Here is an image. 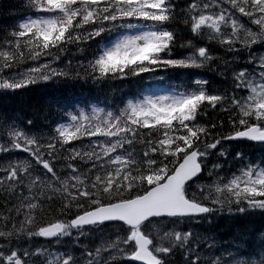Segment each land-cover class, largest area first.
Returning <instances> with one entry per match:
<instances>
[{
	"label": "snow or ice",
	"instance_id": "obj_1",
	"mask_svg": "<svg viewBox=\"0 0 264 264\" xmlns=\"http://www.w3.org/2000/svg\"><path fill=\"white\" fill-rule=\"evenodd\" d=\"M0 101V264H264V0H17Z\"/></svg>",
	"mask_w": 264,
	"mask_h": 264
},
{
	"label": "trees",
	"instance_id": "obj_2",
	"mask_svg": "<svg viewBox=\"0 0 264 264\" xmlns=\"http://www.w3.org/2000/svg\"><path fill=\"white\" fill-rule=\"evenodd\" d=\"M5 6H6V12H8L10 9L15 8L17 5V0H5ZM35 96V94H34Z\"/></svg>",
	"mask_w": 264,
	"mask_h": 264
}]
</instances>
